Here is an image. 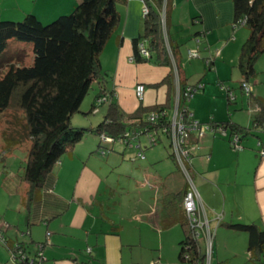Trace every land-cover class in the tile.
Listing matches in <instances>:
<instances>
[{"label":"crops","instance_id":"crops-1","mask_svg":"<svg viewBox=\"0 0 264 264\" xmlns=\"http://www.w3.org/2000/svg\"><path fill=\"white\" fill-rule=\"evenodd\" d=\"M79 1L0 0V20H20L25 14L31 13L42 22H47L60 14L70 12ZM163 5H165V19H168L166 20L167 36L179 51L180 76L186 84H191L187 80L184 67L185 62L190 63L192 59L186 55L189 48L198 51L199 56L195 58L203 59L201 62L205 70L216 68L219 60L226 66L234 65L236 59L238 61L236 54H239L240 46L232 55L225 53L222 56L213 54L209 49V43L221 42L220 37L216 35L219 26L229 25L233 31L237 28L232 26V0H169L168 18H166L168 6L166 0H163L158 12L159 22ZM144 6L143 0H125L116 3L119 21L100 53L101 76L93 80L88 93L80 103L78 112L83 114L90 112L95 96L105 91L111 93L112 100L123 113H131L139 106L165 105L168 116L172 114L178 93V84L173 72L174 60L171 59V66L157 65L149 60L142 62L132 60V39L142 32ZM227 44L223 43L222 47L226 48ZM181 45H185L184 51ZM206 61L209 63H207L209 68ZM195 62L198 63L199 60ZM168 73L170 77L168 81H164ZM197 82H200L199 79L195 83ZM139 83L144 85L141 100H138L134 94L135 85ZM202 85L203 88L199 92L205 89V85L203 83ZM252 94L263 98L260 94H254V91ZM189 101L187 108L192 117L205 122L203 121L205 116L201 113L197 116L189 109ZM247 103H252L251 99L248 98ZM107 104L106 102L101 105L104 108L101 111V118L105 114ZM215 119L214 116H210L208 121L229 120L240 126L250 128L252 126L250 112L244 117L239 115L224 120ZM79 123L76 125H89L88 134H92V137L84 138V143L77 142L56 161L38 195L30 203L27 200L28 185L21 180L20 174L11 175L4 170L3 188L8 194L15 195L13 207L15 211L21 212L18 213L21 217H16V220L14 218L10 222L8 218L3 220L0 223L1 235L10 241L20 242L25 250L31 253L34 243L43 241L42 234L48 245L44 244L42 248L44 259L41 264H118L115 256L120 253V247L133 245L136 242L128 233L122 235L121 231H125L124 224L122 225L121 220L115 218L114 208L110 209L112 206L106 205L107 196L111 199L115 194L112 189L114 184L108 178H102L104 174L98 165V157L92 152L96 150V146L103 143L108 144L109 147L106 153L105 150L102 151L106 155L109 154V149L118 145L116 148L121 152L129 149L132 152L130 155L132 159L139 158H134L136 149L129 148L119 139L113 137L111 142H101L100 134L110 135L101 132L97 137L92 129L98 123L95 125H92L94 123L92 121ZM138 140L142 145L143 153L148 145L144 144V136L139 135ZM163 140L169 145L168 138L164 135H160L155 143ZM190 141L194 142L193 138ZM240 145V149H233L227 138L206 133L198 142V147L191 152L190 170L199 201L214 231L209 264H264V251L261 260L250 259L247 234L232 230L225 225L232 222H253L264 230V157L259 154V149H264V128L250 129L249 133L240 139ZM104 148L107 149L106 146ZM169 155L170 151L167 157L171 158L174 167L163 176L149 175L153 179L152 183H155V189L151 188V192H155V195L151 196L154 197L153 205L151 200V205H147V208L134 212L136 219L139 221L146 219L148 225L154 226L160 233L162 230L180 226L175 223L163 227L161 220L162 213L168 210V192L170 189H175L171 184L173 180L164 185V178L177 166ZM180 207L182 208L181 202ZM100 216L103 217L102 223L105 226L100 225L102 224L99 220ZM217 217H219L218 223ZM22 228H25L30 235L29 241L18 235L19 232H23ZM181 230L177 242L184 236L182 227ZM47 232L49 234L45 236ZM162 239L159 240L160 249ZM201 240L204 244V239ZM139 241L141 242L140 239ZM87 247H90L88 251H86ZM178 247L176 257L172 258L170 255L162 261L158 256L159 262L154 263L190 264L178 259ZM200 250L202 251L201 246ZM3 259L4 256H1L0 264H3ZM10 259L12 260L11 255Z\"/></svg>","mask_w":264,"mask_h":264},{"label":"trees","instance_id":"trees-1","mask_svg":"<svg viewBox=\"0 0 264 264\" xmlns=\"http://www.w3.org/2000/svg\"><path fill=\"white\" fill-rule=\"evenodd\" d=\"M124 1L80 0L70 12L60 14L47 22H42L31 13L25 14L20 20H0V55L9 40L31 44L30 64L0 62V113L11 108L21 112V117L15 118L18 128L4 129L1 132L0 161L16 146L24 141L28 142L20 178L28 185L29 203L38 195L56 161L82 137V129L73 126L71 117L78 112L93 80L101 76L100 53L119 21L116 3ZM143 2L147 12L143 16L142 32L132 39V60H149L157 65L171 66V58L166 50L159 22L158 12L163 0ZM166 4L168 18L169 0H166ZM232 8V26H243L248 31L239 47L236 67L242 79L249 81L255 77L254 64L257 58L264 53V0H232ZM142 41L147 43L148 57H143L139 52L138 44ZM169 44L180 80L181 96L178 109L187 116L190 112L182 97L186 83L180 76L179 51L171 41ZM169 77L170 73L164 77V81H168ZM105 94L108 96V104L102 119L92 129L96 134L104 132L118 139L122 138L124 133H139L162 127L168 122L169 113L165 105L139 106L131 113H123L112 100L111 93L105 91L95 96L91 110L103 104H98L96 98ZM252 95L249 99L255 110L251 112V128L229 120L210 123L228 127L231 132L238 133L240 139L252 128H264V99ZM226 100L227 103L233 102L228 99L227 94ZM151 110L157 111V119L147 122L145 117ZM169 156L171 157V153ZM188 169L191 167L188 166ZM171 180L175 189L167 191L168 210L161 215L163 227L175 223L182 227L184 236L178 242L180 261L204 264V253L193 237L184 211L180 207L187 183L178 165L164 178V185ZM225 225L232 230L245 232L250 259L261 260L264 251L263 229L253 222H232ZM2 238V244L11 256L21 264H28L26 258L15 256V252L23 245L3 236ZM36 243L44 244L43 241Z\"/></svg>","mask_w":264,"mask_h":264},{"label":"rangeland","instance_id":"rangeland-1","mask_svg":"<svg viewBox=\"0 0 264 264\" xmlns=\"http://www.w3.org/2000/svg\"><path fill=\"white\" fill-rule=\"evenodd\" d=\"M247 34L248 31L243 26H238L234 31L229 25L228 27H225V25L219 26L216 35L220 37L221 42L214 41L209 43L210 52L217 56H222L225 53L232 55L244 41ZM223 43H228L226 48L222 47ZM181 49L184 51L185 45H181ZM236 56V58H238V53ZM31 59V44L16 40H9L6 49L2 55H0V62L3 61L2 63L4 64L8 62L30 64ZM190 60V63L185 62L184 64L187 80L193 84L199 79V81L205 85V89L203 92L196 93L189 101L188 106L197 116L199 113L205 116L203 121L207 122L210 116H214L216 118L215 120H224L239 115L240 117H244L245 115L248 116L249 112L251 113L253 111V104L247 103L248 98L242 93L239 87L242 76L236 67L237 59L234 65L229 66L222 65V61L220 62L218 59L219 62L217 67L208 70H205L206 68L201 62L203 61L201 57L192 58ZM196 60H199V62L196 63ZM254 68L257 73L256 77L250 79L249 82L252 84L254 94H260V96L264 98V53L257 58ZM226 86H229L235 93L236 100L233 103L227 104L226 102V90L224 88ZM102 110H104V108L100 105L86 114L76 112L71 117V123L73 126H78L76 124H80V121L86 123L92 121L94 122L92 125H95L102 119ZM84 111L86 112L87 110ZM84 116H86V118ZM16 117H21V112L14 108L0 113V146L1 132L4 129L18 128V125L15 123ZM17 121L18 123L20 122L19 120ZM78 127L83 128L82 137L78 143H81L84 138L87 139V137H92V134H88V128H90L88 124L84 126L79 125ZM85 127L86 129H84ZM84 142L85 141L82 143ZM27 145L28 142L24 141L0 161V223L6 220V218H8L7 220L10 222L14 218L16 220V217H21V215L18 214L21 212L15 211L13 207L15 195L8 194L4 190L2 182L4 170L11 173V175L21 174L23 157ZM104 146H106L107 149H105ZM116 147H118V145L109 149L110 152L106 155L102 153V151L105 150V153L108 151V144L100 143L96 146V150L92 152V154L98 157V165L105 175H103L102 178L106 177L114 184L112 185V189H114L113 191L115 194L111 199L107 196L106 205L109 207L112 206L110 209L114 208L113 211L117 213L114 214L115 218L118 220L120 219L122 225L124 224L125 231H121L122 235L125 236L128 233L130 235L128 236L133 238L134 242H136L133 245H124L120 247V253H117L115 256V258L117 257L118 264H130V262L133 264H151L152 262H159L157 259L158 256L162 258V261L163 258H167L170 255L172 258L176 257L177 241L182 231L180 226L162 230L160 233L154 226H149L146 219L139 221L134 217V212H136V210L147 208V205H151V200L152 205L154 203V197L151 198V196H154L155 192L151 191L155 189V183H152L153 179L149 177V175L153 177L163 176L174 167L171 158L167 157V153L171 151L170 146L164 140L150 147L146 146L143 150L145 157L143 160L132 159L130 156L132 152L129 149H125L124 152H121V150H118ZM99 220L102 223L103 217L100 216ZM100 225L105 226L104 223ZM22 231L23 232H19L18 235L23 236L24 239L29 241L30 235L28 232L25 228H22ZM176 231L179 235H177ZM47 233L49 234V232ZM41 236L44 241V236L42 234ZM160 238H163L161 249L159 248ZM198 242L202 247V252H204V244L201 238ZM46 245L48 244H45V246ZM89 249L90 247H87L86 251ZM42 254L44 256L43 252ZM1 256H4L2 261L3 264L12 262L9 251L0 241V257Z\"/></svg>","mask_w":264,"mask_h":264},{"label":"built area","instance_id":"built-area-1","mask_svg":"<svg viewBox=\"0 0 264 264\" xmlns=\"http://www.w3.org/2000/svg\"><path fill=\"white\" fill-rule=\"evenodd\" d=\"M165 4V3H164ZM147 12V8L144 6L142 8V13L145 14ZM241 21L240 24H242ZM160 24L161 31L164 39V43L166 46V50L168 51L170 58L173 61V57L170 51L169 39L167 36V25L165 19V5H163L160 11ZM138 49L140 54L143 57L149 56V50L147 48V43L142 41L138 44ZM186 55L188 58L198 57V51L194 48H189L186 51ZM206 64L208 61L205 62ZM173 72L176 76V81L178 84V93L175 100L174 108L172 114L168 116V122L162 127L158 128H150L148 130L142 132H129L124 133L122 138H118L122 143H125L129 148L136 149V154L134 158L143 159L142 153V145L138 140V136L142 135L145 138L144 144L150 146L153 145L157 138L160 135H164L168 138L170 153L173 160L176 162L180 170L182 171L184 178L187 183V189L185 194L182 197L181 206L188 221V224L192 230V235L198 242L200 238L204 239V264H209L211 251H212V241L214 231L211 227L210 220L206 216L205 209L203 205L199 201L198 192L196 189V185L194 183L193 177L188 169L190 166V158L191 152L194 148L198 147V142L201 138L204 137L206 133H214L220 137L227 138L231 147L233 149H240V138L238 133L231 132L230 129L221 124H215L210 122H200L192 117L190 113L187 116H184L182 112H179L178 109V101L181 96V92L179 89V78L176 66L173 62ZM203 88L202 83L197 82L194 84H186L184 86V90L182 92V97L186 102L189 99ZM226 90L227 97L230 101H234L235 95L233 90L226 86L224 87ZM240 88L242 93L249 98L252 95V84L249 81L243 80L241 81ZM144 93V85L139 83L135 85L134 94L138 100H141ZM108 99L107 94L100 95L96 98L98 104L106 102ZM255 110V107L253 111ZM157 111L151 110L146 114L145 120L147 122L155 121L157 119ZM193 138L194 142H191L190 139ZM113 140L112 137L107 136L105 134H100L101 142H111ZM259 154L261 157H264V149H259ZM216 222H219V217H217ZM48 235V233H46ZM3 238L0 235V241ZM48 241H44L46 244ZM44 244L34 243V249L31 253H28L24 246L19 248L15 252V256H19L21 259L26 258L28 260V264H41L43 261L42 248ZM14 264H21L19 260H15L13 256H11ZM151 264H156L152 262Z\"/></svg>","mask_w":264,"mask_h":264}]
</instances>
